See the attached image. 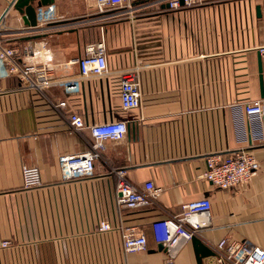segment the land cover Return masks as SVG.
<instances>
[{"label": "crops", "instance_id": "crops-1", "mask_svg": "<svg viewBox=\"0 0 264 264\" xmlns=\"http://www.w3.org/2000/svg\"><path fill=\"white\" fill-rule=\"evenodd\" d=\"M11 1L0 0L5 44L20 49L22 64L51 68L54 81L40 96L0 79V245L10 242L0 247V264H167L151 223L202 199L211 204L208 227L196 235L203 244L216 253L221 240L246 241L264 251V113L249 118L243 110L249 102L264 107V0H195L179 10L143 0L103 11L95 0H55L33 29ZM100 42L107 73L81 78L77 61ZM126 74L141 93L129 111L119 101ZM69 82L78 88L66 94ZM60 101L64 109L54 107ZM71 114L86 126L125 121L127 134L104 143L91 177L64 181L59 159L91 145L88 130L68 124ZM239 151L259 162L248 184L221 190L199 179L209 157ZM23 166L39 169L40 187L23 189ZM118 169L140 190L146 182L161 189L151 207L117 204ZM101 221L111 230L98 232ZM120 226L139 227L146 251L124 254ZM174 263L196 264L191 241Z\"/></svg>", "mask_w": 264, "mask_h": 264}, {"label": "built area", "instance_id": "built-area-1", "mask_svg": "<svg viewBox=\"0 0 264 264\" xmlns=\"http://www.w3.org/2000/svg\"><path fill=\"white\" fill-rule=\"evenodd\" d=\"M99 11L105 9H118L129 7L133 2L143 0H95ZM195 0H168L170 10H179L182 6L190 7ZM47 10L38 9L37 25L46 21ZM1 22V21H0ZM260 52L264 54V49ZM21 51L17 47H8L2 36L0 25V79L15 78L22 88L32 91L37 95L45 96L44 92L53 85L52 69L36 67L20 62ZM79 76L81 78L101 77L107 73L108 64L106 47L104 43L89 45L85 55L77 61ZM76 82L64 85L66 94L76 90ZM139 84L127 74L122 77L119 85V101L125 111L135 110L140 106ZM57 109L66 107L65 101L54 105ZM247 117H261L264 113L263 103L260 101L249 102L243 105ZM68 124L75 131L88 130L91 145L85 153L63 156L59 159V169L64 181L89 178L94 174L95 162L101 157L106 141H122L127 134L125 121L104 122L86 126L81 116L71 114ZM259 162L247 151H239L224 157L211 156L206 160V170L199 179L210 182L221 190H230L244 186L256 175ZM117 204L121 207L134 210L151 207L161 192L160 188L152 182H146L140 190L132 186L126 178L124 170H115ZM22 187L32 190L41 186V175L36 167L23 166ZM211 208L208 199L187 203L182 206L181 213L158 219L151 223L152 239L156 245H161L167 254V264H175V258L184 244L191 241L200 230L206 229L209 224V211ZM111 226L108 221H101L97 231L108 232ZM122 250L124 254H135L147 249L144 233L137 226H120ZM10 246L9 241H3L2 249ZM215 259L219 264H264V251L246 241L221 240L215 247Z\"/></svg>", "mask_w": 264, "mask_h": 264}, {"label": "water", "instance_id": "water-1", "mask_svg": "<svg viewBox=\"0 0 264 264\" xmlns=\"http://www.w3.org/2000/svg\"><path fill=\"white\" fill-rule=\"evenodd\" d=\"M55 0H12L9 4V8H13L16 10L22 17L23 24L26 28H36L37 27V17H38V9L41 7H48L53 5ZM182 4V0H180ZM167 7L168 4H166ZM8 8V9H9ZM256 15L260 17V10L256 8ZM259 62V73H260V87H261V95L263 97V89H262V76H261V67ZM191 243L194 250L196 264H215V253L213 250L208 248L198 237H193L191 239ZM158 250H163L161 245H158Z\"/></svg>", "mask_w": 264, "mask_h": 264}]
</instances>
